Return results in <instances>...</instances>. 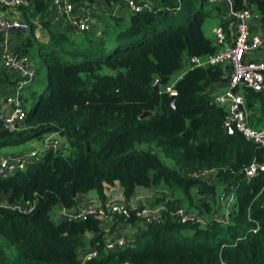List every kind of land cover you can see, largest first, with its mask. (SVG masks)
Segmentation results:
<instances>
[{"label":"trees","instance_id":"1","mask_svg":"<svg viewBox=\"0 0 264 264\" xmlns=\"http://www.w3.org/2000/svg\"><path fill=\"white\" fill-rule=\"evenodd\" d=\"M71 1L76 13L93 2ZM105 1L110 25L75 35L53 27L51 0L20 7L30 31L18 32L27 34L17 51L30 56L36 78L24 96L25 122L13 131L0 125V151L54 133L66 142L25 171L0 177V264H264V174H245L264 150L237 130L228 132V111L214 102L222 90L209 92L229 82L232 67L190 65L218 51L203 31L207 1L136 0L149 9L129 18L114 12L123 0ZM232 1L237 11L252 10L264 27V0ZM38 26L48 32L44 43L35 40ZM186 63L190 69L175 84L173 107L166 87ZM240 92L251 125L264 129V91ZM205 172H213L210 183L193 178ZM160 185L186 199L173 192L158 197L151 206L164 204L165 211L150 225L133 211L129 219L112 215L111 231L120 224L136 229L121 249L106 250L109 233L97 217L57 215L58 209L76 211L91 192L107 211L116 186L129 202L139 189ZM222 192L236 198L227 226L173 216L187 201L198 215L217 212L213 203ZM92 251L98 256L84 261Z\"/></svg>","mask_w":264,"mask_h":264},{"label":"built area","instance_id":"2","mask_svg":"<svg viewBox=\"0 0 264 264\" xmlns=\"http://www.w3.org/2000/svg\"><path fill=\"white\" fill-rule=\"evenodd\" d=\"M31 0H0V7L7 10H17L30 3ZM103 2L105 0H93ZM208 4L227 9L229 22L227 28L218 27L215 34V43L218 51L205 58H192V67H207L208 65L231 66L232 73L229 76V87L216 94L214 102L228 111L225 128L237 130L247 141L258 145L264 150V129L254 128L250 123V111L247 108L246 100L241 90L244 87L256 92L264 91V59L258 55L264 51V27L259 32H254L251 22L255 16L252 10L237 11L232 0H206ZM52 6L61 16H63L72 27L79 31L88 32L92 29L93 18L90 14L75 15V6L71 0H51ZM123 6L115 5V10L127 8L131 13H142L149 9L147 3L136 0H123ZM28 32L30 24L25 20H8L0 17V34L2 35L1 45V66L3 70L13 75L15 86L8 95L4 108L0 111V125L6 130H18L25 122L27 112L25 108V94L34 84L36 72L29 55L12 51L10 48V33ZM224 46L220 49L219 47ZM175 84L166 87V92L171 97L177 96ZM61 148V141L58 134L47 135L42 141L40 148H33L21 156H6L0 159V177H10L18 172H23L32 161H37L47 152H57ZM213 172H205L194 175L193 178L201 179L210 183ZM248 179H253L260 174H264V156L261 160L254 161L245 169ZM235 196H227L225 192L219 195V205H225L223 213H209L206 216H199L191 210L178 208L174 212V217L182 223H197L207 227L210 223L216 222L227 226L230 224V215L233 212L231 205L235 204ZM108 210L101 208L92 202L80 204L76 211L60 210V215L74 220H86L88 217H97L105 222L110 220L112 215L121 214L127 219L130 218V211L136 212L137 217L145 224L150 225L161 220L165 205H146L139 203L137 198L119 205H110ZM198 215V216H197ZM259 229V228H258ZM128 240L116 236H107L105 248L114 251L125 247ZM98 256L96 251L82 255L84 261H91Z\"/></svg>","mask_w":264,"mask_h":264},{"label":"crops","instance_id":"3","mask_svg":"<svg viewBox=\"0 0 264 264\" xmlns=\"http://www.w3.org/2000/svg\"><path fill=\"white\" fill-rule=\"evenodd\" d=\"M29 5H30V3L26 4L25 6H29ZM106 7H107L106 1H103V2L86 1L81 6L80 11L78 13H75V15L82 14V13H89L92 16V18H93V22L97 21L98 26H101L102 22H104V20L106 18ZM214 9L217 10L216 11L217 12V16L220 15L221 23L219 25H217V26H214L212 28V32H215V30L222 25V22H227V21L229 22V20H228L229 18L227 19L226 15H225V12L222 11V8L220 6L219 7L216 6V8H214ZM114 11L116 12L115 8H114ZM116 14H118V13H116ZM118 15L119 16H123V17L126 18V15H123V14H118ZM130 15H129V17H130ZM0 17H3V18L8 19V20H18V21H20V20L23 21L24 20V15H23V12L20 10V8L17 9V10H7L5 8H1L0 7ZM50 18L52 19V25H53L54 28H57L59 30H66V31H68L69 33H71L73 35L76 34L75 31L71 30L70 23L63 16H61L59 14V12L56 9H54V7H51V9H50ZM97 24H96V26H97ZM251 25H252V28H253L254 32H259L260 28L263 27L261 25L260 19H259V17L257 15L254 16V18H253V20L251 22ZM38 27L39 28H37V30H36V36L38 37V35L41 33L43 35V37H45V39H48L49 36H48V33H46V31H45L46 29L43 26H38ZM24 36L21 35L20 33H18L17 31H12L10 33V48H11L12 51H17V49L21 46L20 44H22V41H23L22 38H24ZM1 41H2V35L0 34V43H1ZM219 48L221 49L222 46H220ZM223 48H224V46H223ZM263 54H264V51L261 52L258 55V57H260V58L263 57ZM1 59H2V53H1V45H0V78H1V85H0V111L4 108L5 101H6L7 97H8V95L11 93V91L13 90V88L15 86V84H14L15 81H14L13 75L9 74V73H7V72H5L3 70L2 66H1ZM24 153H26V152L20 151V152L6 153L4 155H1L0 158L6 157V156H21ZM116 188L118 190H120V191L118 193V196L114 198L113 191ZM116 188L109 194L110 201H109L108 206H110L112 203H114L113 200H115L116 202L120 201V203H123L125 201V199L123 198V193H122L121 188L119 186H116ZM141 190L142 189L138 190V193H137L138 195H139ZM85 202H92V203H95V204L99 205L98 196L94 192H91L88 195H85V196L80 198V203L81 204H83ZM217 206H218L217 207V212L219 214H221V212L219 211L221 209L220 205H217ZM57 211H58L57 215H59L60 214V210L58 209ZM112 219L113 218H111L110 220L105 222V229L109 233L107 236H111L112 232L114 234L113 236H116L117 232H118V229H119V228H116L113 231H111L112 227L114 226V223L112 222L113 221Z\"/></svg>","mask_w":264,"mask_h":264},{"label":"rangeland","instance_id":"4","mask_svg":"<svg viewBox=\"0 0 264 264\" xmlns=\"http://www.w3.org/2000/svg\"><path fill=\"white\" fill-rule=\"evenodd\" d=\"M214 8H216V7L215 6H210L208 4L205 6V10L209 14V16L206 19V21L204 23V26H203V31H204L205 36L207 38H210V39H213V40H215L216 38H215L214 32H212V28L214 26L219 25L221 23V17H220L219 14H218L219 16H217V12H216L217 10L214 9ZM222 11L225 12V15H226V17L228 19L229 17H228L227 9H226L225 6H222ZM115 13L126 15V18H129V15L131 14V11L129 9H127V8H123L121 10H116ZM82 14H89V13H82ZM93 24H94L93 25V30L94 31H96V30L98 31V30H101V29L103 30L106 25L107 26L110 25V21L107 22L105 20V23L102 22V25L101 26H98L97 21L94 22ZM96 24H97V26H96ZM71 30L72 31H77V29H75L72 26H71ZM45 31H46V33H48L47 30H45ZM27 33L29 34V32H27ZM22 39H23V41H22V44H23L24 41H25V39L24 38H22ZM35 40H37L40 43H44V42L47 41V39H45V37H43V35L41 33L38 35V37L36 36V33H35ZM22 44H20V45H22ZM189 69H190V65H189V63H186V66L184 67V69H182L181 71H179V72H177L176 74L173 75V77L171 78V81H170V85L176 84L179 81V79H181L183 77V75L186 73V71H188ZM60 141H61V148L62 149L65 148L64 143L66 141L63 138H60ZM40 146H41V142L33 141V142H29L27 144H24V145H21V146H17V147L5 148V149H3V150L0 151V156L1 155H4L6 153H12V152H20V151H22V152H28V151H30L33 148H40ZM159 155H160V158L164 162H166V164L168 166H171L172 165L171 161L168 160L167 158H165L164 155L161 152H159ZM119 191L120 190H118L117 188L113 191L114 198L118 196ZM172 192H173V190L172 189L170 190L168 188V186H165V185H160V186H158L156 188H152L150 190H144V189H142L140 191L139 195L137 194V200L139 201V203H142V204H147L148 203L149 205H152L153 203H155V201H158L159 200L158 197H164L165 195L168 196L169 194L172 195ZM219 193H220V190H219ZM173 195H175L176 197H181V198L184 197L183 194H182V192L179 191V190H177V189L175 190V192H173ZM193 196L196 197V193L195 192L193 193ZM113 201H114V203H112L111 205H119V204H121L120 201H118V202H116L115 200H113ZM194 201L197 202V199L195 198ZM189 203H191V202L190 201L189 202L187 201V202L183 203V206L182 207L184 208V210H189L190 209ZM217 205H219V202L213 203V207L214 208L216 207V209L218 207ZM225 207H226L225 205H221L220 206L221 209L219 211L221 213H223L222 211L225 209ZM190 210H191V212L197 213L196 212L197 210L195 208H191ZM231 210L232 211L235 210V204L231 205ZM202 215H199V216H202ZM118 228L119 229H118V232H117V235H116V237H118V238L122 237V238H125V239H127V238L129 239L136 232L135 227H132V226H129V225H125V224L118 225ZM113 235L114 234L112 232L111 237Z\"/></svg>","mask_w":264,"mask_h":264},{"label":"water","instance_id":"5","mask_svg":"<svg viewBox=\"0 0 264 264\" xmlns=\"http://www.w3.org/2000/svg\"><path fill=\"white\" fill-rule=\"evenodd\" d=\"M13 31H15V30H13ZM229 87V82H227V83H220V84H217V85H215V86H212L211 88H210V93H214V92H216V91H218V90H224V89H226V88H228ZM172 99H171V105L174 107V100H175V97H171ZM149 116V113H146V114H144L143 116H142V118H146V117H148ZM228 132L231 134V133H233V130L232 129H229L228 130Z\"/></svg>","mask_w":264,"mask_h":264}]
</instances>
